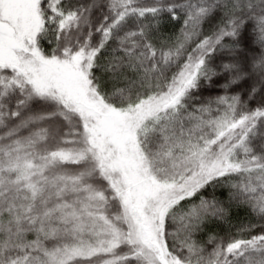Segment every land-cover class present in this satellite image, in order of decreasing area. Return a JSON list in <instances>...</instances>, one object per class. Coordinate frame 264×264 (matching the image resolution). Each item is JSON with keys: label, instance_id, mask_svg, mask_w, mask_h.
I'll return each mask as SVG.
<instances>
[{"label": "snow or ice", "instance_id": "6c2138e0", "mask_svg": "<svg viewBox=\"0 0 264 264\" xmlns=\"http://www.w3.org/2000/svg\"><path fill=\"white\" fill-rule=\"evenodd\" d=\"M0 264H264V0H0Z\"/></svg>", "mask_w": 264, "mask_h": 264}, {"label": "trees", "instance_id": "16d2710c", "mask_svg": "<svg viewBox=\"0 0 264 264\" xmlns=\"http://www.w3.org/2000/svg\"><path fill=\"white\" fill-rule=\"evenodd\" d=\"M162 27H163V31L165 35L175 37L180 32L181 22L180 21H170L166 18ZM205 31H208L207 26H205ZM242 87L246 88L247 85H243ZM208 94L209 92H204L205 96H207ZM212 94H216V93L213 92ZM249 106L250 107L256 106V101H252ZM221 192H226V189H222V188L215 189V194L217 196H220ZM212 193H213V189L209 188L206 192V195L210 197ZM249 221L254 222L255 217L250 213L249 209L246 206H239V207L233 206L231 210V222L233 225H239L241 223H248ZM227 228H228V225H220L217 223H212L208 226V229L206 230V232L201 234L200 238L205 239L208 231L219 232L221 235H223L224 232L227 230ZM233 231H235V228H233Z\"/></svg>", "mask_w": 264, "mask_h": 264}]
</instances>
